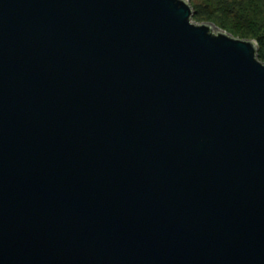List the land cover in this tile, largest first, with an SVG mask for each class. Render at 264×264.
Listing matches in <instances>:
<instances>
[{"label": "water", "instance_id": "water-1", "mask_svg": "<svg viewBox=\"0 0 264 264\" xmlns=\"http://www.w3.org/2000/svg\"><path fill=\"white\" fill-rule=\"evenodd\" d=\"M189 0H0V264H264V61Z\"/></svg>", "mask_w": 264, "mask_h": 264}, {"label": "rangeland", "instance_id": "rangeland-1", "mask_svg": "<svg viewBox=\"0 0 264 264\" xmlns=\"http://www.w3.org/2000/svg\"><path fill=\"white\" fill-rule=\"evenodd\" d=\"M189 1L193 8L192 20L197 23L210 22L241 38L254 39L250 35L256 31L264 30V25H260L259 22L262 19L264 0Z\"/></svg>", "mask_w": 264, "mask_h": 264}, {"label": "trees", "instance_id": "trees-1", "mask_svg": "<svg viewBox=\"0 0 264 264\" xmlns=\"http://www.w3.org/2000/svg\"><path fill=\"white\" fill-rule=\"evenodd\" d=\"M260 25H264V9L262 12V19L259 21ZM252 37H254V39L257 41V55L260 59L264 60V30H259L254 32L252 35H250Z\"/></svg>", "mask_w": 264, "mask_h": 264}]
</instances>
